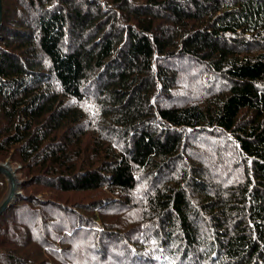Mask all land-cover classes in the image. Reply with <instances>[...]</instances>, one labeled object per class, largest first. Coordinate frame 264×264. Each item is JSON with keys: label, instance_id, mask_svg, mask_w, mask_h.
Wrapping results in <instances>:
<instances>
[{"label": "trees", "instance_id": "trees-1", "mask_svg": "<svg viewBox=\"0 0 264 264\" xmlns=\"http://www.w3.org/2000/svg\"><path fill=\"white\" fill-rule=\"evenodd\" d=\"M0 1V264H264V0Z\"/></svg>", "mask_w": 264, "mask_h": 264}, {"label": "water", "instance_id": "water-1", "mask_svg": "<svg viewBox=\"0 0 264 264\" xmlns=\"http://www.w3.org/2000/svg\"><path fill=\"white\" fill-rule=\"evenodd\" d=\"M2 17V8L0 1V22ZM0 173L3 174L7 179V190L2 199L0 200V215L9 206V204L15 200L17 195L20 193V180L16 175V168L11 166V163L6 160L0 162Z\"/></svg>", "mask_w": 264, "mask_h": 264}, {"label": "rangeland", "instance_id": "rangeland-1", "mask_svg": "<svg viewBox=\"0 0 264 264\" xmlns=\"http://www.w3.org/2000/svg\"><path fill=\"white\" fill-rule=\"evenodd\" d=\"M6 160H4V161H1L0 160V162H5ZM9 161V160H8ZM10 162V161H9ZM11 163V162H10ZM11 166L13 167V168H16V175H17V178L20 180V182H21V178H23L22 177V173L21 172H19L18 171V168H19V165L18 164H13V163H11ZM7 190V189H6ZM5 193H6V191H5ZM4 193V194H5Z\"/></svg>", "mask_w": 264, "mask_h": 264}]
</instances>
